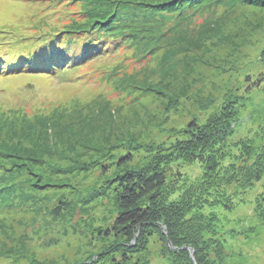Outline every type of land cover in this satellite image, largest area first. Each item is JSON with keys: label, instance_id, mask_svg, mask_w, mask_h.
Returning <instances> with one entry per match:
<instances>
[{"label": "rangeland", "instance_id": "1", "mask_svg": "<svg viewBox=\"0 0 264 264\" xmlns=\"http://www.w3.org/2000/svg\"><path fill=\"white\" fill-rule=\"evenodd\" d=\"M35 1L0 0V39L34 32L45 26V21L60 19L57 22L62 25L78 20L87 9L83 0ZM114 1L118 5L124 2L114 9L135 6L149 13L146 17V13L137 11L136 22L128 25L133 37H127L125 45L110 54L92 57L61 76L22 69L6 72L0 65L4 68L0 73L1 124L37 125L40 120L58 117L66 131L74 133L66 134L72 141L85 137L84 142L76 141L73 146L83 155L84 171L63 168L53 174L51 183L37 186L36 195L43 196L46 206L57 198L67 199L73 211L66 212L60 220L43 217L34 221L31 207L20 193L10 192L0 201V264H90L108 254L105 250L113 239L104 240L97 233L114 215L111 184L107 183L130 170L132 164L147 161L149 153L170 154L186 137L184 129L190 119H207L212 106L221 110L229 103L238 83L241 93L249 85L242 83L245 75L241 66L255 59L253 54L259 52L264 41V8L244 5L239 0H195L189 6L169 0ZM7 31L14 33L6 34ZM260 87L261 92L252 87L257 91L253 95L249 91L251 102L246 103L232 140L249 128L254 132L256 123L264 122V81ZM79 128L81 132L93 131L80 134ZM61 132L59 129L57 133ZM57 150L69 154L59 144ZM126 152L134 161L127 167L117 166L119 155ZM2 158L0 168L6 173L2 174L12 183L3 167L10 166L11 161ZM104 163L110 168L107 174L101 172ZM53 164L71 166L63 155L46 163L45 168ZM182 170L193 181L190 210L195 218L204 221L200 222V231L209 235L217 227L218 237L225 241L235 264H264V224L257 225L251 218L253 199L264 191V178L245 194H237L232 202L234 208L228 211L220 204L214 205L218 197L213 195L212 199L207 185L197 190L203 176L200 164L184 166ZM33 177L37 184L46 178ZM25 178L26 185L22 187L30 188ZM19 180L17 177V184ZM30 191L21 196H33ZM93 191L94 197L86 200L88 192ZM229 228L236 231L227 234L225 230ZM235 232L236 238H230ZM162 234L166 235L165 230ZM157 237L133 248L137 263L171 264L176 256L163 249ZM171 242L169 239V247ZM176 242L175 254L190 248L189 255L194 259L192 246Z\"/></svg>", "mask_w": 264, "mask_h": 264}, {"label": "trees", "instance_id": "2", "mask_svg": "<svg viewBox=\"0 0 264 264\" xmlns=\"http://www.w3.org/2000/svg\"><path fill=\"white\" fill-rule=\"evenodd\" d=\"M83 1L87 9L81 12V18L78 20L74 19L62 25L57 22L60 19L45 21V26L19 37L12 35L14 32L7 31L6 34L12 36L11 40L0 39V65L5 67L6 72L22 69L21 71L28 73L39 71L53 76L65 75L92 57L110 54L124 46L126 38L132 33L128 25L136 22L137 11L146 13V17L149 13L135 6L114 9L124 3L118 5V1L114 0ZM169 1L180 5L185 2V6H189L195 0ZM239 1L244 5L264 8V0ZM35 2L30 0V3ZM253 55V61L245 62L241 66L245 75L242 83L249 85L242 93L241 83L232 89L229 101L231 106L227 103L221 110H218V106H212V113L207 119H190L184 129L186 137L182 138L178 148L170 154L163 152L151 156L149 153L147 161L132 164L130 170L115 176V179L107 183L111 184L114 215L104 226L97 229V233L102 239L111 238L113 242L106 247V256L101 255L90 264H140L137 263L136 256L134 257L133 248L157 235L162 248L176 256L171 264H235L226 250L225 241L218 237L217 227L211 230L209 235L200 231V224L204 221L195 218L190 210L193 200L189 190L193 181L182 169L184 166L200 164L203 176L197 182V190H202L207 185V193L212 199L214 200L213 195L218 197L214 205L220 204L228 211L234 208L232 202L237 194H245L264 178V122L256 123L254 132L251 133L249 128L245 134L231 139L232 133L242 122L241 113L246 108V103L251 102L249 91L252 87H256L258 92L262 91L260 86L264 81V41L259 46V52ZM3 67L0 66L1 74ZM252 91L251 95L257 93ZM254 114L252 119L257 117ZM44 120L38 121L37 125L18 127L0 123V156L11 161L10 166L3 167L12 182L7 181L0 168V201L8 197L10 192L20 193L23 201L31 207L34 221H41L43 217L60 220L66 212L73 211L71 207L69 209L67 199L57 198L47 203V206H50L48 208L43 196L36 195L39 191L37 186L51 183L53 174L57 175L63 168L84 171L85 166L83 155L73 148L76 141L84 142L85 137L81 138L80 135V140L74 138L72 141L73 138L66 134L71 136L74 133H70L71 129L66 131L58 117H54L53 121ZM251 126L254 127L255 124ZM59 129L62 131L60 134L57 133ZM50 130L54 131L53 134ZM81 130L79 128L77 132L90 134L93 131ZM50 134L52 138L49 137ZM235 143L240 146H233ZM57 144L64 147L69 154L59 152ZM59 155L68 157L71 166L61 168L53 164L49 169L45 168L46 163L53 162V158ZM117 161L116 165L123 168L130 165L134 159L126 152L119 155ZM100 168L104 174L110 171L107 163L101 164ZM33 175L46 178L37 184ZM17 177L21 178L19 185L16 182ZM23 177H27L30 183L27 187L31 185V191L30 188L22 187L26 185ZM225 180L232 182L225 185L222 183ZM25 191H30L33 196L27 194L22 197V192L26 194ZM88 193L86 200L94 197V191ZM253 205L251 218H255L257 225L264 224V191L254 197ZM244 228L241 226V229ZM163 230L166 232L165 236L162 234ZM225 231L229 234L236 230L229 228ZM236 233L230 234L229 237L235 239ZM91 234L94 235L93 232ZM168 238L173 241L171 243L174 246L178 243L176 241H184V244L192 246L194 259L189 255L190 248L175 254L176 248L173 245L169 247ZM104 258L106 259L103 262ZM65 262L63 264H67Z\"/></svg>", "mask_w": 264, "mask_h": 264}]
</instances>
